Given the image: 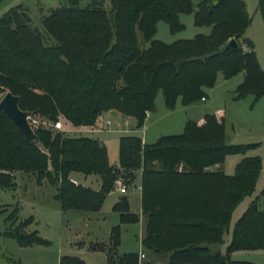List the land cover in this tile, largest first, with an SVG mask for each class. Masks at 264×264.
<instances>
[{
    "label": "trees",
    "instance_id": "1",
    "mask_svg": "<svg viewBox=\"0 0 264 264\" xmlns=\"http://www.w3.org/2000/svg\"><path fill=\"white\" fill-rule=\"evenodd\" d=\"M2 0H0L1 2ZM79 0L51 8L41 18L43 30L32 27L22 4L0 15V95L10 91L19 107L55 121L62 115L73 126L93 125L100 113L115 110L140 128L153 111L158 91L167 108L178 97L184 105L205 97L220 73L243 74L236 99L264 95V71L253 43L244 37L249 24L243 0ZM264 26V0H258ZM192 13L196 26L208 34L164 43L155 39L157 23L171 33L183 29L180 14ZM231 39L236 45L226 47ZM142 43H147L141 47ZM31 143L0 108V188L15 186L14 173H31L37 183L55 186L62 211H98L114 189L119 173L140 176L144 252L163 258L162 264H254L232 260L234 250H264V212L255 201L235 221L225 253L223 243L233 210L255 189L261 171L258 156H245L232 175L223 171L228 153H243L251 145H228L224 123L214 114L203 122L187 121L179 134L160 136L148 144L138 136L119 139V165L108 161L105 145L89 136H68L58 130L34 129ZM75 173L96 175L99 189L72 182ZM74 180V179H73ZM120 223H136L125 198L113 206ZM17 209L7 217L11 221ZM28 218L5 234L21 246L41 243L25 233ZM120 226L111 228L106 249L108 264H154L139 260V252L117 254ZM143 253V252H142ZM64 264H82L62 257Z\"/></svg>",
    "mask_w": 264,
    "mask_h": 264
},
{
    "label": "rangeland",
    "instance_id": "2",
    "mask_svg": "<svg viewBox=\"0 0 264 264\" xmlns=\"http://www.w3.org/2000/svg\"><path fill=\"white\" fill-rule=\"evenodd\" d=\"M13 1L16 0H3L0 6ZM243 1L250 19L244 37L252 41L258 63L264 71V26L258 9V0ZM89 2L90 0H79L80 6H85ZM191 3L195 9L198 0H191ZM18 4H22L27 9L32 27L43 30L41 18L51 8L68 5L69 0H20ZM103 6L105 9L109 8L108 0ZM180 21L183 29L177 33H171L168 25L164 21H159L154 38L164 43H172L179 39H190L197 34L210 32L209 26L194 24L192 13L180 14ZM146 45L147 43L141 42V47ZM242 80V73L230 78H225L219 73L214 85L204 89V101L198 99L184 105L178 97L173 108L165 106L163 95L161 91H158L154 109L146 115L140 128L136 127V121L133 118L121 114L115 117L109 111L97 116L94 122L97 130L70 131L65 132V135L89 136L101 141L106 147L109 163L118 167L121 136H138L145 143L151 144L160 136L181 133L187 121L199 122L205 114L220 115L224 123L226 144L251 145L244 154L234 152L225 155L222 167L225 174L232 175L236 164L245 156H258L261 159V171L253 193L245 197L233 210L229 232L224 235L223 243L213 246L215 250L224 254L230 240L232 226L244 209L255 201L257 208L264 212V95L256 101L252 95L236 99V88ZM32 119L37 121L38 128L43 127L52 132L58 131L52 127L54 121L38 115H32ZM57 119L61 120L65 127L72 125L62 115H59ZM107 120L111 121L110 126L106 125ZM74 127L89 128V126ZM75 177L81 184L99 189L100 184L96 175L76 174ZM118 177L127 184L126 194L123 195L117 190L110 191L98 211H62L54 197L55 186L46 179L37 183L35 176L31 173L15 172V186L10 189L0 188V264H64L61 262L62 257L79 259L82 264H108L106 249L92 248V246L108 245L111 228L117 225L120 226L117 254L126 252L147 254L140 244L143 233L142 219L136 223H120L119 213L113 210L114 204L125 198L129 212L141 216L140 178H133L122 171ZM15 209H17L15 217L7 221V217ZM30 217L32 221L23 231L27 234L34 232L44 241L30 246H21L13 237L6 235L5 231L10 226L13 228ZM230 258L264 264V250H234L230 253Z\"/></svg>",
    "mask_w": 264,
    "mask_h": 264
},
{
    "label": "water",
    "instance_id": "3",
    "mask_svg": "<svg viewBox=\"0 0 264 264\" xmlns=\"http://www.w3.org/2000/svg\"><path fill=\"white\" fill-rule=\"evenodd\" d=\"M217 2L218 0H214L213 3L216 4ZM235 45V39H231L226 47ZM0 108L10 117L16 127L23 134L25 139H27L31 143H38L37 136L28 121V118L31 116V114L20 109L19 97L17 95L13 94L10 91L5 92L0 98ZM110 114L112 116H117V111L111 110ZM253 207L255 208L256 205L254 204Z\"/></svg>",
    "mask_w": 264,
    "mask_h": 264
},
{
    "label": "built area",
    "instance_id": "4",
    "mask_svg": "<svg viewBox=\"0 0 264 264\" xmlns=\"http://www.w3.org/2000/svg\"><path fill=\"white\" fill-rule=\"evenodd\" d=\"M201 100H202V101L205 100V97H202ZM147 114H148V113H147ZM28 121H29V124H30V126H31V128H32L33 130H34L35 128L38 127V125H37V121H36V120H33V119H32V116H30V117L28 118ZM106 125L110 126V125H111V121H110V120H107V121H106ZM52 127H53L54 129H56V130H60V131H63V132H70V131H76V132H78V131L93 132V131L97 130V129L95 128V124L89 126V128H84V129H77V128L72 127V126H71L72 128H71V127H65V126L63 125L62 121L59 120V119L55 120V121L52 123ZM72 182H73L74 184L77 183V182H76L75 180H73V179H72ZM113 190H117V191H119L121 194L124 195V194L127 193V191H128V187H127V184L125 183V181H124L122 178L118 177V178L115 180V182H114V189H113ZM143 257H144V254L140 253V254H139V259L141 260V259H143Z\"/></svg>",
    "mask_w": 264,
    "mask_h": 264
},
{
    "label": "crops",
    "instance_id": "5",
    "mask_svg": "<svg viewBox=\"0 0 264 264\" xmlns=\"http://www.w3.org/2000/svg\"><path fill=\"white\" fill-rule=\"evenodd\" d=\"M3 1V0H2ZM1 1V2H2ZM19 1L20 0H16V1H13V2H10V3H7V4H3V6H0V15L2 14V13H4L6 10H8L10 7H13V6H15V5H17L18 3H19ZM0 2V3H1ZM1 5V4H0ZM202 101V100H201ZM204 101V100H203ZM120 115V113H118L117 112V116H115V117H118ZM218 119H220V118H222V117H220V115L218 116H216ZM203 122V118L199 121V122H197L198 124H201ZM69 125H71V124H69ZM72 126V125H71ZM74 127V126H73ZM142 139V138H141ZM143 141V140H142ZM144 142V141H143ZM76 174H78V173H75L74 175H73V179L74 180H76L77 182H79L80 183V181L75 177V175ZM135 177H139L140 178V176L136 173V175H135ZM140 188V187H139ZM245 210V209H244ZM140 212H141V209H140ZM141 214V213H140ZM142 219V217L140 216V220ZM142 223H143V220H142ZM143 234V233H142ZM140 253H142V252H140ZM142 254H144V257H143V259H142V261H150V262H152V263H154V264H162L163 262H165V260L163 259V258H160V257H158L157 255H155V254H149V253H147V254H145V253H142Z\"/></svg>",
    "mask_w": 264,
    "mask_h": 264
}]
</instances>
